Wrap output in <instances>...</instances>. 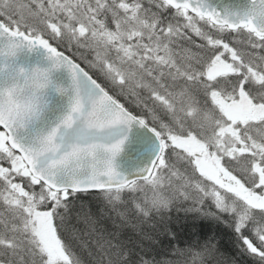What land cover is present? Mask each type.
Returning a JSON list of instances; mask_svg holds the SVG:
<instances>
[{
	"label": "snow or ice",
	"instance_id": "1",
	"mask_svg": "<svg viewBox=\"0 0 264 264\" xmlns=\"http://www.w3.org/2000/svg\"><path fill=\"white\" fill-rule=\"evenodd\" d=\"M0 264H264V0H0Z\"/></svg>",
	"mask_w": 264,
	"mask_h": 264
},
{
	"label": "trees",
	"instance_id": "2",
	"mask_svg": "<svg viewBox=\"0 0 264 264\" xmlns=\"http://www.w3.org/2000/svg\"><path fill=\"white\" fill-rule=\"evenodd\" d=\"M181 224H186V227H181L178 230L181 233V238L188 240L191 238L193 241L201 238L202 234H212L215 233L218 236H223L225 241L228 239V233L223 225H216L214 223H209L208 221H201L199 218H192L191 216L187 218H182ZM227 248V245H225Z\"/></svg>",
	"mask_w": 264,
	"mask_h": 264
}]
</instances>
